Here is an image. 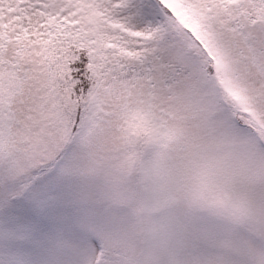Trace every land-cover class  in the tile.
I'll list each match as a JSON object with an SVG mask.
<instances>
[{
	"label": "snow or ice",
	"instance_id": "snow-or-ice-1",
	"mask_svg": "<svg viewBox=\"0 0 264 264\" xmlns=\"http://www.w3.org/2000/svg\"><path fill=\"white\" fill-rule=\"evenodd\" d=\"M0 264H264V0H0Z\"/></svg>",
	"mask_w": 264,
	"mask_h": 264
}]
</instances>
